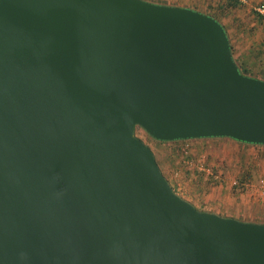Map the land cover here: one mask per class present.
Listing matches in <instances>:
<instances>
[{
	"label": "water",
	"instance_id": "95a60500",
	"mask_svg": "<svg viewBox=\"0 0 264 264\" xmlns=\"http://www.w3.org/2000/svg\"><path fill=\"white\" fill-rule=\"evenodd\" d=\"M137 126L264 145V79L191 8L0 0V264H264V223L174 193Z\"/></svg>",
	"mask_w": 264,
	"mask_h": 264
},
{
	"label": "rangeland",
	"instance_id": "374dc122",
	"mask_svg": "<svg viewBox=\"0 0 264 264\" xmlns=\"http://www.w3.org/2000/svg\"><path fill=\"white\" fill-rule=\"evenodd\" d=\"M182 1L203 7L207 12L216 8L214 14L219 15L231 33L233 56L242 62L244 73L264 79V25L256 22L252 9L255 3L264 0H248V4L226 6L224 10L216 4L224 0ZM253 22L258 26L256 29L252 27L245 32L240 28ZM254 39L258 45L255 49L249 44ZM134 134L151 147L162 174L182 199L201 211L264 223V199L257 195V187L264 184V146L239 143L227 137L158 143L139 126ZM206 167L211 175L205 174ZM243 181L248 186H243Z\"/></svg>",
	"mask_w": 264,
	"mask_h": 264
},
{
	"label": "trees",
	"instance_id": "16d2710c",
	"mask_svg": "<svg viewBox=\"0 0 264 264\" xmlns=\"http://www.w3.org/2000/svg\"><path fill=\"white\" fill-rule=\"evenodd\" d=\"M217 4V8H219L220 10H224V8L227 6V7H232V6H237V5H239V2L237 1V0H224V2H219V3H216ZM212 9V11L213 12H207V14L208 15H210V16H212V17H214L217 21H218V19L217 18H219L218 16L219 15H217V13L216 14H214V12L217 10L216 8L215 9H213V8H211ZM218 11V10H217ZM217 17V18H216ZM256 22L257 23H259V24H262V25H264V17L262 16V15H260V14H258V13H256ZM220 19V18H219ZM223 26V28L225 29V31H226V28L224 27V25H222ZM227 33V32H226ZM227 36H228V39H229V42H230V48H231V51H232V54H233V48H232V44H231V39H230V37H229V35H228V33H227ZM233 58H234V60H235V62H236V64H237V66H238V68H239V70H240V72L241 73H243V74H245L244 73V67H243V65H242V62H238L237 60H236V58L233 56ZM246 63V62H245ZM243 69V70H242ZM135 129H136V127H135ZM210 138H213V137H210ZM228 139H231V140H234V139H232V138H229V137H227ZM156 142H158V143H167V142H170V141H160V140H155ZM235 141H237V140H235ZM172 142H177V140L175 141H172ZM237 142H239V143H244V144H250V143H246V142H241V141H237ZM253 145H257V146H264V145H262V144H253ZM156 161V160H155ZM160 169V168H159ZM161 171V170H160ZM162 173V172H161ZM163 175V174H162ZM164 176V175H163ZM165 177V176H164ZM174 192V191H173ZM199 210V209H198ZM224 217H226V216H224Z\"/></svg>",
	"mask_w": 264,
	"mask_h": 264
},
{
	"label": "crops",
	"instance_id": "0c3cea01",
	"mask_svg": "<svg viewBox=\"0 0 264 264\" xmlns=\"http://www.w3.org/2000/svg\"><path fill=\"white\" fill-rule=\"evenodd\" d=\"M148 1H151V2H154V3H159V4L177 5V6L187 7V8H191V9H194V10H197V11H200V12L207 13V11L205 9H203V7H197L195 5L186 3V2H184L182 0H148ZM217 19L226 28L225 24L221 20H219V18H217ZM255 23L256 22H253V23H251L249 25L248 24L247 25H242L240 28L245 29V32H247V29H249V28L253 27L254 29H256L258 27L257 24L255 25ZM226 32L228 33V35L230 37L231 33H229V30L226 29ZM257 32H259V31L257 30ZM231 43H232V41H231ZM249 44L252 45L253 49L258 48L257 41H255V39L253 41H249ZM252 53H255V51L252 52ZM233 218H235V217H233ZM236 219H238V218H236Z\"/></svg>",
	"mask_w": 264,
	"mask_h": 264
},
{
	"label": "built area",
	"instance_id": "2783aa9c",
	"mask_svg": "<svg viewBox=\"0 0 264 264\" xmlns=\"http://www.w3.org/2000/svg\"><path fill=\"white\" fill-rule=\"evenodd\" d=\"M240 4H248V0H237ZM252 9L254 13H258L264 17V2L255 3V5L252 6ZM205 174L211 175L210 170L206 167L204 169ZM214 177H217L216 175ZM243 186H248L247 182L243 181ZM257 195L259 197H262L264 199V184H260V186L257 187Z\"/></svg>",
	"mask_w": 264,
	"mask_h": 264
}]
</instances>
